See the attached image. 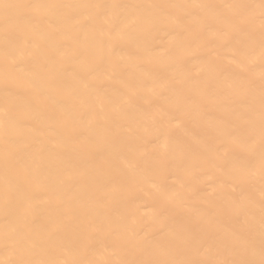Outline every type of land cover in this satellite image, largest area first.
<instances>
[{
    "label": "bare ground",
    "instance_id": "6f19581e",
    "mask_svg": "<svg viewBox=\"0 0 264 264\" xmlns=\"http://www.w3.org/2000/svg\"><path fill=\"white\" fill-rule=\"evenodd\" d=\"M0 264H264V0H0Z\"/></svg>",
    "mask_w": 264,
    "mask_h": 264
}]
</instances>
